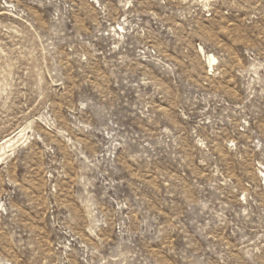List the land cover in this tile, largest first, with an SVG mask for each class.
<instances>
[{
	"label": "rangeland",
	"instance_id": "1",
	"mask_svg": "<svg viewBox=\"0 0 264 264\" xmlns=\"http://www.w3.org/2000/svg\"><path fill=\"white\" fill-rule=\"evenodd\" d=\"M0 264H264V0H0Z\"/></svg>",
	"mask_w": 264,
	"mask_h": 264
},
{
	"label": "bare ground",
	"instance_id": "2",
	"mask_svg": "<svg viewBox=\"0 0 264 264\" xmlns=\"http://www.w3.org/2000/svg\"><path fill=\"white\" fill-rule=\"evenodd\" d=\"M207 58H208V64H209V66H211L213 64L212 62H214L215 58L213 55H208Z\"/></svg>",
	"mask_w": 264,
	"mask_h": 264
}]
</instances>
